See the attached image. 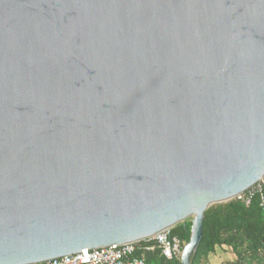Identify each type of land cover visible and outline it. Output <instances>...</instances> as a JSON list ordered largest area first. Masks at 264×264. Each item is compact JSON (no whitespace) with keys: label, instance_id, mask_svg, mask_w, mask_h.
<instances>
[{"label":"water","instance_id":"obj_1","mask_svg":"<svg viewBox=\"0 0 264 264\" xmlns=\"http://www.w3.org/2000/svg\"><path fill=\"white\" fill-rule=\"evenodd\" d=\"M264 176V0H0V264L137 243Z\"/></svg>","mask_w":264,"mask_h":264},{"label":"trees","instance_id":"obj_2","mask_svg":"<svg viewBox=\"0 0 264 264\" xmlns=\"http://www.w3.org/2000/svg\"><path fill=\"white\" fill-rule=\"evenodd\" d=\"M245 200L213 205L204 212L202 237L190 264H208L209 258L219 252H228L232 257L221 264H264V187L260 193H254L247 205ZM190 226L188 219L169 231V236L180 242L181 249L188 242ZM136 248L133 256L146 264H180L178 257H163L154 242L140 241Z\"/></svg>","mask_w":264,"mask_h":264},{"label":"built area","instance_id":"obj_3","mask_svg":"<svg viewBox=\"0 0 264 264\" xmlns=\"http://www.w3.org/2000/svg\"><path fill=\"white\" fill-rule=\"evenodd\" d=\"M263 187L264 176L252 188L236 199L242 200L245 198V204L247 205L254 193H260ZM262 210L264 213L263 203ZM143 242H154L160 249L162 256L166 259L179 258L181 252L180 242L176 238L170 237L168 232L158 233L154 237L145 239ZM137 243L84 250L80 253L36 264H146L142 259L133 256L137 250ZM152 249L153 248H146L145 250L149 251Z\"/></svg>","mask_w":264,"mask_h":264},{"label":"crops","instance_id":"obj_4","mask_svg":"<svg viewBox=\"0 0 264 264\" xmlns=\"http://www.w3.org/2000/svg\"><path fill=\"white\" fill-rule=\"evenodd\" d=\"M231 255L228 252L224 254L222 252L217 253L216 256L209 258L208 264H221L222 261L231 259Z\"/></svg>","mask_w":264,"mask_h":264}]
</instances>
